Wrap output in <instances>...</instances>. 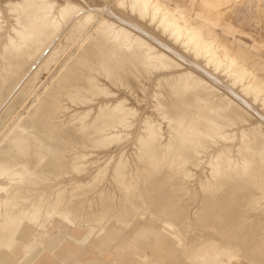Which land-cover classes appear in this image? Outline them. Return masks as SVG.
Masks as SVG:
<instances>
[{
	"label": "bare ground",
	"instance_id": "1",
	"mask_svg": "<svg viewBox=\"0 0 264 264\" xmlns=\"http://www.w3.org/2000/svg\"><path fill=\"white\" fill-rule=\"evenodd\" d=\"M165 2L0 0V264H264V74Z\"/></svg>",
	"mask_w": 264,
	"mask_h": 264
},
{
	"label": "rangeland",
	"instance_id": "2",
	"mask_svg": "<svg viewBox=\"0 0 264 264\" xmlns=\"http://www.w3.org/2000/svg\"><path fill=\"white\" fill-rule=\"evenodd\" d=\"M166 1L169 6L178 8L179 11L185 13L189 16L191 22H197L201 25L203 32L206 30H211L217 32L216 34L222 36L225 42L233 48L235 54L239 61L256 71L264 74V0H162ZM257 6L262 8V16L260 20H257ZM228 9V16H227ZM238 12V13H237ZM74 52V51H73ZM260 56V57H258ZM56 66L51 68L49 73L41 72L40 79L43 82L48 79L49 75L55 70ZM40 83V82H39ZM38 83V84H39ZM122 89H120L117 94H121ZM136 98H141L144 93L136 89ZM146 95V93H145ZM142 96V100L138 99L139 105L143 106L144 99L147 98ZM29 98V99H28ZM24 102L23 106L33 99L32 96H29ZM132 101L133 99H128ZM147 100V99H146ZM148 102V101H147ZM144 102V107L150 106V103ZM134 105V100L132 101ZM148 104V106H147ZM138 105V104H137ZM138 105V107H140ZM20 107L16 110L17 113L23 112L25 114L24 107ZM144 108L145 110L148 109ZM150 110V109H149ZM148 112V111H147ZM243 126V124L239 125ZM236 127L233 126V129L236 130ZM126 144V143H125ZM128 146V147H127ZM130 144H126V151L130 150L129 153L133 151ZM100 156L96 157H102ZM103 158V157H102ZM102 158H100L102 160ZM106 184V185H105ZM108 183L105 182L104 188L108 187ZM49 185V184H48ZM52 185V183H50ZM106 186V187H105ZM196 205V202L193 203ZM193 204L191 206H193ZM196 208L195 206H193ZM192 208V207H191ZM193 208V209H194ZM192 209V210H193ZM57 218L54 216L48 225V230L54 231L56 233V224ZM62 226H65L67 230H72V225L66 222H63ZM115 235L104 236V234H99L94 238H90V242L93 245L92 254L96 256L95 253L100 252L101 254L96 257L98 262L108 261L111 256L115 255L117 252V243L115 242ZM66 247L62 252L60 247H57L53 250L52 253H47L46 257H38L37 260L39 264H56L60 258H64L66 262L71 261V257L81 253V248L73 241L66 242ZM105 250L102 251V249ZM131 264H134V260L131 259Z\"/></svg>",
	"mask_w": 264,
	"mask_h": 264
}]
</instances>
